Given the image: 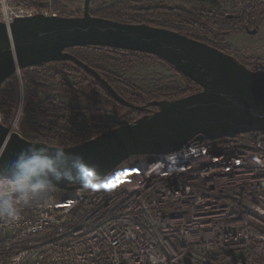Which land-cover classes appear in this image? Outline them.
Here are the masks:
<instances>
[{
	"label": "built area",
	"instance_id": "1",
	"mask_svg": "<svg viewBox=\"0 0 264 264\" xmlns=\"http://www.w3.org/2000/svg\"><path fill=\"white\" fill-rule=\"evenodd\" d=\"M36 13L60 16L0 0L5 24ZM17 100L7 126L22 135ZM90 184L0 218V264H264L263 131L132 156Z\"/></svg>",
	"mask_w": 264,
	"mask_h": 264
},
{
	"label": "water",
	"instance_id": "2",
	"mask_svg": "<svg viewBox=\"0 0 264 264\" xmlns=\"http://www.w3.org/2000/svg\"><path fill=\"white\" fill-rule=\"evenodd\" d=\"M84 0L80 16L36 13L0 21V89L17 70L70 60L95 78L122 105L145 112L131 122L70 146H60L89 165L88 182L104 178L125 160L137 155H163L192 141L264 132V70H251L232 56L177 31L127 23L89 14ZM107 46L153 54L200 86L175 99H155L135 105L119 96L110 84L86 63L65 51L76 46ZM155 109H151L150 107ZM30 140L0 120V164L9 162L30 145ZM97 178L92 179L93 176ZM62 189L81 186L60 183Z\"/></svg>",
	"mask_w": 264,
	"mask_h": 264
},
{
	"label": "trees",
	"instance_id": "3",
	"mask_svg": "<svg viewBox=\"0 0 264 264\" xmlns=\"http://www.w3.org/2000/svg\"><path fill=\"white\" fill-rule=\"evenodd\" d=\"M15 4L43 12L50 7L60 16H80L83 10L71 12L63 0H14ZM89 14L127 23L159 26L185 34L205 42L232 56L237 62L251 70L261 69L264 60L244 58L225 38L231 34L248 30L264 19V0H249L238 13L229 15L215 6L203 3L192 7L169 5L156 1L145 5L134 0H90ZM65 51L71 53L103 77L124 100L144 105L155 99H175L194 93L200 86L175 69L170 63L153 55L107 46H76ZM149 62L163 64L175 77L148 86L138 87L124 79L110 67ZM37 73L29 79L28 90L35 95L40 90L74 96L86 103L78 107L45 98L28 103L26 109L31 116L20 124L21 134L32 140L50 145L70 146L97 136L117 125L131 122L142 112L120 104L104 87L81 67L70 60H60L32 67ZM47 71L51 72L46 73ZM72 78L69 82L65 77ZM34 88V90L32 89ZM105 98V99H104ZM101 99L113 107L109 110L119 116V121H100L95 115L106 111ZM16 103V96L9 87L0 89L1 122L8 124ZM153 109L154 107H150ZM4 244L0 236V247Z\"/></svg>",
	"mask_w": 264,
	"mask_h": 264
},
{
	"label": "rangeland",
	"instance_id": "4",
	"mask_svg": "<svg viewBox=\"0 0 264 264\" xmlns=\"http://www.w3.org/2000/svg\"><path fill=\"white\" fill-rule=\"evenodd\" d=\"M15 3L14 0H11ZM110 2L111 0H101ZM139 3H144L145 5L153 3L156 1H164L169 5H180L185 7H192L196 4H205L207 6H215L220 10L228 13L229 15L238 14L249 2V0H134ZM63 4L71 12L77 10H83L84 0H63ZM50 7L44 10H49ZM52 10V9H51ZM225 40L231 44L244 58H254L259 60H264V19L260 21L256 26L248 28V30H243L236 33L229 34ZM110 69L124 79L130 81L132 84L138 87L148 86L150 84L168 81L175 79L171 72L161 63H149L141 62L131 65H119L112 66ZM264 70L263 68H261ZM37 71L33 68L20 69L17 73L11 77V79L6 83V87L13 90L16 96V103L20 94L23 96V101L25 105V118L31 116L30 112L26 109L28 103L39 102L45 98H53L59 102L72 105V106H86V103L82 100L65 94L48 92L40 90L35 95L30 94L28 90L29 79L34 76ZM46 73H50L47 71ZM69 82L74 81L72 78L64 76ZM34 90V88H32ZM105 99V98H104ZM101 99V106L105 108L106 111H101L95 115V117L100 121H119V116L117 114H112L109 112L113 107L107 105V101ZM23 117V118H24ZM24 118V119H25ZM1 119V115H0ZM23 136V135H22ZM24 137V136H23ZM30 140L33 139L32 135H29Z\"/></svg>",
	"mask_w": 264,
	"mask_h": 264
},
{
	"label": "clouds",
	"instance_id": "5",
	"mask_svg": "<svg viewBox=\"0 0 264 264\" xmlns=\"http://www.w3.org/2000/svg\"><path fill=\"white\" fill-rule=\"evenodd\" d=\"M89 167L82 157L63 147L30 145L15 159L0 164V218L19 220L23 207L45 199L56 184L79 183L90 188L82 172Z\"/></svg>",
	"mask_w": 264,
	"mask_h": 264
},
{
	"label": "snow or ice",
	"instance_id": "6",
	"mask_svg": "<svg viewBox=\"0 0 264 264\" xmlns=\"http://www.w3.org/2000/svg\"><path fill=\"white\" fill-rule=\"evenodd\" d=\"M86 176L92 175V173L88 172L87 169L84 170ZM111 186V185H105V187ZM93 187H101L100 185H93Z\"/></svg>",
	"mask_w": 264,
	"mask_h": 264
},
{
	"label": "flooded vegetation",
	"instance_id": "7",
	"mask_svg": "<svg viewBox=\"0 0 264 264\" xmlns=\"http://www.w3.org/2000/svg\"><path fill=\"white\" fill-rule=\"evenodd\" d=\"M153 109H155V108H153ZM143 113H145V112H142V114H143Z\"/></svg>",
	"mask_w": 264,
	"mask_h": 264
}]
</instances>
